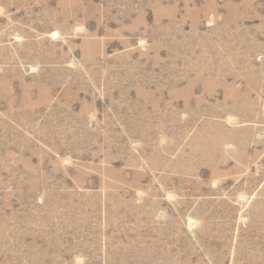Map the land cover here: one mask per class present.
Here are the masks:
<instances>
[{
  "label": "rangeland",
  "instance_id": "1",
  "mask_svg": "<svg viewBox=\"0 0 264 264\" xmlns=\"http://www.w3.org/2000/svg\"><path fill=\"white\" fill-rule=\"evenodd\" d=\"M0 264H264V0H0Z\"/></svg>",
  "mask_w": 264,
  "mask_h": 264
}]
</instances>
